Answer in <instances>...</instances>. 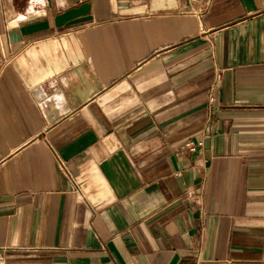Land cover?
<instances>
[{
	"label": "crops",
	"instance_id": "crops-1",
	"mask_svg": "<svg viewBox=\"0 0 264 264\" xmlns=\"http://www.w3.org/2000/svg\"><path fill=\"white\" fill-rule=\"evenodd\" d=\"M0 264H264V0H0Z\"/></svg>",
	"mask_w": 264,
	"mask_h": 264
},
{
	"label": "built area",
	"instance_id": "built-area-1",
	"mask_svg": "<svg viewBox=\"0 0 264 264\" xmlns=\"http://www.w3.org/2000/svg\"><path fill=\"white\" fill-rule=\"evenodd\" d=\"M196 146H189V151L191 152H195L196 151ZM59 167H60V170L63 172V174L68 177L73 183H74V180L72 178V175L70 174L68 168L66 167V165L62 162L59 163Z\"/></svg>",
	"mask_w": 264,
	"mask_h": 264
}]
</instances>
